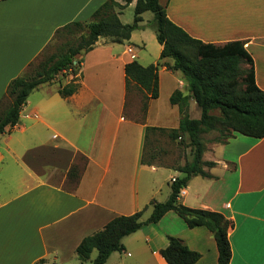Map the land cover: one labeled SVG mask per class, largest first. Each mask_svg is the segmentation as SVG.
I'll use <instances>...</instances> for the list:
<instances>
[{
	"label": "crops",
	"instance_id": "1",
	"mask_svg": "<svg viewBox=\"0 0 264 264\" xmlns=\"http://www.w3.org/2000/svg\"><path fill=\"white\" fill-rule=\"evenodd\" d=\"M104 1L0 0V101L9 81L26 71L57 28L89 21ZM159 1L171 21L204 43L243 41L255 82L264 90V0ZM143 27L140 23L139 38L136 30L123 42L99 37L81 54L79 87L72 95L60 96L61 85L53 82L29 94L10 128L17 146L10 144V134L0 146V264H92L96 250L86 260L75 252L83 237L116 215L151 210L150 201H165L171 178L182 176L166 163L159 165L171 172L154 175L155 163L142 162L146 126L177 128L179 110L169 98L176 89L186 92L182 74L167 68L172 60L160 59L161 45ZM132 60L161 63L158 97L149 100L142 118L126 114L130 90L124 66ZM130 89L142 95L137 87ZM197 109L191 100L190 116ZM218 138L202 136V160L215 163L203 167L211 176H192L178 200L228 220L229 264H264V137L233 132L224 141ZM79 159L82 164L70 177ZM150 213H142L141 220ZM168 236L200 253L195 264H218L212 232L188 227L172 210L126 235L124 249L111 253L105 264H168L160 254Z\"/></svg>",
	"mask_w": 264,
	"mask_h": 264
},
{
	"label": "trees",
	"instance_id": "2",
	"mask_svg": "<svg viewBox=\"0 0 264 264\" xmlns=\"http://www.w3.org/2000/svg\"><path fill=\"white\" fill-rule=\"evenodd\" d=\"M132 1L105 0L92 13L89 21H72L56 29L52 40L61 35H69L75 30L87 29V33L81 34L76 43L61 53L42 59L35 67L30 68L31 62L23 74L9 81L0 101V134L18 122L22 106L34 89L52 82L65 69L70 68L75 74L80 63V59L76 57L91 50L99 37H108L114 42L128 40L131 33L140 27L142 14L151 11L156 39L161 45L160 59L172 60L166 66L182 74L186 92L176 89L169 98L170 103L177 105L179 110L177 128L146 126L144 155L149 136L165 132L170 139H179L189 147L191 159L175 168L182 176L171 182L169 197L165 201H150L152 209L145 221L141 220V216L146 207L130 215H116L101 230L83 237L75 252L80 260H86L96 250L92 264H105L111 253L124 249L122 239L126 235L137 231L144 223L157 222L167 211L172 210L188 227L204 226L212 232L218 252V264H229L231 248L228 220L218 211L181 204L178 194L192 176H211L203 169L204 166L215 165L214 162L202 160L204 132L216 130L220 141L227 139L233 132L254 138L264 137V90L255 82L253 60L244 48L243 41L216 45L192 37L169 19L165 6L159 0H135L133 21L122 23L118 15ZM160 64L158 61L144 66L137 60H132L124 66L126 90L135 86L142 92V117L146 114L149 100L158 97ZM244 64L247 66L242 67ZM78 87L79 83L72 80L60 86L57 92L62 97H68ZM6 99H9L7 103L4 102ZM191 100L200 110L199 117L189 114ZM213 110H217L219 114L211 113ZM77 170V165L74 164L69 170V176ZM160 254L168 264H195L200 257L199 252L190 249L180 238L174 236H168L167 244L160 250Z\"/></svg>",
	"mask_w": 264,
	"mask_h": 264
},
{
	"label": "rangeland",
	"instance_id": "3",
	"mask_svg": "<svg viewBox=\"0 0 264 264\" xmlns=\"http://www.w3.org/2000/svg\"><path fill=\"white\" fill-rule=\"evenodd\" d=\"M134 16V4L126 6L122 13H120L119 18L122 23H131L133 21ZM153 13L151 11H146L143 13V22H140L141 24H144L145 27H143V30H145V35L148 37L150 35H155V29L153 24ZM135 33L137 38H139L140 34L142 33L141 29L138 30L135 29ZM87 29L83 30H75L73 33L69 35H61L59 37L54 38L42 51V53L34 60L32 61V65L30 68L35 67L39 61L42 59H45L47 56L51 54H59L62 51H64L68 46L76 43L79 40V36L81 34H86ZM79 59V56L76 57ZM242 67H244L242 65ZM72 80H75V82L79 83V67L76 68V73L73 74L72 70L70 68L65 69L64 71L59 72L55 78L53 79V84L55 86L58 85H64ZM130 94L128 95V99L126 101V114L131 118H142V103H143V95H140V92L134 91L130 89ZM135 96L139 97V101L134 98ZM9 99H6L4 102H8ZM193 114L194 117L200 116V110ZM213 114H219L217 110L211 111ZM10 134V144L14 147L17 146L16 141V133L15 130L9 129V131H5L4 134H0V146L4 145L5 141L9 138ZM203 138L206 137H218L219 133L216 130H211L208 132H204L202 134ZM145 155L144 160H152L156 167L157 172L154 173V175H158L160 172H163V170H166L165 167H162L159 164H172L174 167H177L181 165V163H184L187 160L191 159L190 149L188 146L185 145L184 142H181L179 139L172 140L170 139L166 133L164 132H156L155 134H151L148 138L146 149H145ZM158 163V164H156ZM82 164V160H78L77 168L79 170V166ZM77 170V171H78ZM168 173L171 172L169 169L166 170ZM74 179V178H73ZM151 212L149 209L144 210L143 214L144 217L148 215ZM93 253H96L94 251ZM88 264V263H87Z\"/></svg>",
	"mask_w": 264,
	"mask_h": 264
},
{
	"label": "built area",
	"instance_id": "4",
	"mask_svg": "<svg viewBox=\"0 0 264 264\" xmlns=\"http://www.w3.org/2000/svg\"><path fill=\"white\" fill-rule=\"evenodd\" d=\"M128 50L131 51V48H129ZM174 180H175V177H172V178H171V181H174ZM184 193H185V188L182 187V188L180 189V191H179L178 198H179L180 196L184 195Z\"/></svg>",
	"mask_w": 264,
	"mask_h": 264
}]
</instances>
